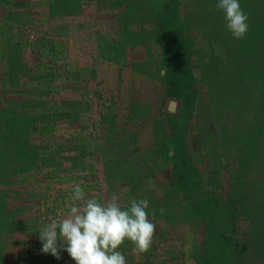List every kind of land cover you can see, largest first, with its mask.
<instances>
[{
    "label": "trees",
    "instance_id": "trees-1",
    "mask_svg": "<svg viewBox=\"0 0 264 264\" xmlns=\"http://www.w3.org/2000/svg\"><path fill=\"white\" fill-rule=\"evenodd\" d=\"M217 3L0 0L1 12L12 13L15 24L32 25L20 29L0 22V264H54L51 254L40 251L37 216L31 211L41 200L38 172L48 174L45 184L39 182L45 192L61 189L71 196L80 167L93 165V140L105 143L104 157L139 152V129L149 118L145 104L134 100L126 116L128 130L119 128L113 95L98 89L93 71L103 62L163 85L165 97L179 101L183 113L166 115L170 135L162 126L158 131L159 157L153 162L167 167L165 198L157 196L156 174L145 168L147 163L133 169L105 165L109 193L125 196L126 201L119 199L125 206L132 196L147 200L159 235L184 226L194 230L190 264H264V167L259 161L254 165L248 151L252 141L264 159V0H239L249 25L242 40L233 38ZM53 22L61 25L39 32ZM86 33L95 35L94 55L66 43ZM192 109L205 114L206 155L204 131L194 128L201 114L196 118ZM208 153H220L225 166L231 160L235 167L230 174L222 167L217 172L216 184L227 182L221 196L208 188L203 173L192 170L195 157ZM120 185L128 193H121ZM14 235L25 247L15 258L5 247ZM155 249L152 242L140 256L131 244L118 250L127 264H151L145 258Z\"/></svg>",
    "mask_w": 264,
    "mask_h": 264
},
{
    "label": "rangeland",
    "instance_id": "rangeland-1",
    "mask_svg": "<svg viewBox=\"0 0 264 264\" xmlns=\"http://www.w3.org/2000/svg\"><path fill=\"white\" fill-rule=\"evenodd\" d=\"M2 6L3 5L0 4V7ZM1 11L2 10L0 8V21L5 20V24L8 22L7 24L13 25L14 28L19 25L20 29H22L23 27L26 28L32 26L31 23L27 21L26 24L23 22L21 24H15L14 19L12 18V13L8 14ZM66 23L67 22H65L64 24ZM60 25L61 24L57 25L55 22L48 24L46 23L44 32H39L42 35L46 33L48 34L52 29ZM94 36L95 35L93 33L78 34L71 39L69 38L66 43L68 45H75L77 47H80V50L94 55L96 52V43ZM93 71L95 72V77L99 80L100 83L98 89L102 91H109L113 95L116 103L114 105L115 114H117L116 122L119 128H126L125 130H128V127H125L127 121L126 116L129 114L130 105L134 102V100H138L141 102V104H145V114L149 118L146 119V124L144 123V126L139 129V152H136V154H131L128 156L125 155L117 157H104L102 156V154L107 152L105 143L101 139L93 140V142L91 143L92 156H90L91 160H93V165L90 168L80 167L79 171L77 172L79 176V182L76 184L81 185V187L85 191L86 197H94L97 200L103 202L110 199V197L114 195V193H109V185L105 180V165L110 164L112 168H118L121 166V168L133 169L135 167H139L141 164L147 163V166H145V168L153 169V173L156 174L154 180H152V186H155L156 194L160 198V201H162L165 198L164 190L166 188V181L164 180H166L165 169L167 167L161 161H158V165H155L153 162L155 156L159 157L157 150L159 143L158 136H160V133L158 131L162 126L164 131L168 135H170L171 126L170 122L166 118V115H173L174 117H178L180 112L182 115L183 113L180 108V102L175 100L174 98L165 97L163 85L157 84L155 81H150L141 76L133 75L128 71L122 70L116 65L103 62L98 68L97 65L96 67L94 66ZM86 85L84 84L85 87L89 88V85ZM81 91L83 93L82 88ZM171 100L176 102V108L172 113H170L167 108L168 103ZM196 111L197 110L194 109L193 112L192 109L193 116H195L196 114L198 115V113H200L201 115L199 121L198 119H196L194 128L199 127V130L202 129L204 131L203 136H205L204 138L207 145L203 146L202 150H205L203 154L206 155L207 151L210 150V146L208 143L210 141V138L207 137L206 134V125H203V122H205L206 118L204 113H195ZM192 119L190 122L186 121V128H188L189 125L193 123ZM176 120L177 118L174 122L175 129L178 126V122ZM181 122L182 121L180 119L179 123L182 124ZM78 132H81L80 135L81 137H83L84 131L80 129L78 130ZM188 135L185 140L187 141V144L191 146V134L188 133ZM129 145H132V147L135 146L134 143ZM192 151L193 150L190 149L189 153L191 154ZM248 151L252 155V163L255 165L259 161L263 164L264 167V159L262 157H259L258 151L256 150V144L254 142L251 141L249 143ZM216 152L217 151H215V153ZM208 156H203L201 159H198L196 156L194 162H192V170L198 173H203L202 175L204 176L203 178L206 179L208 188L214 189L213 192L218 193V196H221L220 193L226 194L225 191L227 188V182L224 180L223 182L216 184L215 180L217 179V172L219 168L222 167L226 170V173L230 174L233 172L235 167L233 161L229 160L228 163L225 162L228 168L227 169L224 165V159L221 157L220 153H218V156L215 157H213L211 153ZM206 158L207 160H209L207 162V165L203 164V160ZM222 164L223 166H221ZM65 166H69V164L66 163ZM148 171L149 170H147V172ZM257 173L258 170L254 175L255 179L258 176ZM158 175L160 176V178L158 177ZM47 176V172H45V170H41L37 174V177H39V179L37 182H35V185L37 186L36 188L39 189V199L41 198V200L38 205H36L35 202L33 203V208L31 209V211L34 212V217L37 216V218L35 217V220L37 222L38 231H40L41 228H43L52 219H59L62 215L67 214L68 205L71 202L72 196L68 195V192L61 189H56L51 193L45 192V189H43V184H45L44 180H46ZM39 182L43 184H40ZM118 190L121 193H128L129 191V189L124 185H120ZM132 198L133 196L131 198H128L127 202H129ZM119 199L121 201H126L125 196L123 195L120 196ZM193 231L194 230L191 231L188 226H184L175 228L169 234L165 232V235H159L158 232H155L153 236V244L155 245L156 249L152 252L151 257L145 258V262L150 261L151 264H190V261L192 260L191 257L193 256L196 247L194 241L195 237L192 233ZM18 238H21V236H9L7 238V244L5 246L8 249V254H11L14 258L22 255L25 248L22 243L19 244L17 242ZM41 244L42 242L39 243L38 246L40 247ZM129 244V242L125 241L123 245L128 246ZM60 257V259H56L55 257H53L54 264H75V262L68 256L67 252L64 250H60Z\"/></svg>",
    "mask_w": 264,
    "mask_h": 264
},
{
    "label": "clouds",
    "instance_id": "clouds-1",
    "mask_svg": "<svg viewBox=\"0 0 264 264\" xmlns=\"http://www.w3.org/2000/svg\"><path fill=\"white\" fill-rule=\"evenodd\" d=\"M216 7L223 11L233 38L244 39L248 16L239 0H218ZM148 208L145 199L132 198L122 205L117 195L101 202L86 197L81 185L75 184L67 214L52 219L39 231L40 251L60 259V250H64L75 264H127L118 250L125 241L137 256L151 248L155 225L149 219ZM160 212L163 214L164 209Z\"/></svg>",
    "mask_w": 264,
    "mask_h": 264
},
{
    "label": "water",
    "instance_id": "water-1",
    "mask_svg": "<svg viewBox=\"0 0 264 264\" xmlns=\"http://www.w3.org/2000/svg\"><path fill=\"white\" fill-rule=\"evenodd\" d=\"M168 111L170 112V113H172V112H174V110H175V108H176V102L175 101H169V103H168Z\"/></svg>",
    "mask_w": 264,
    "mask_h": 264
},
{
    "label": "crops",
    "instance_id": "crops-1",
    "mask_svg": "<svg viewBox=\"0 0 264 264\" xmlns=\"http://www.w3.org/2000/svg\"><path fill=\"white\" fill-rule=\"evenodd\" d=\"M1 21H5V20H1ZM1 21H0V22H1ZM5 22H6V21H5Z\"/></svg>",
    "mask_w": 264,
    "mask_h": 264
}]
</instances>
